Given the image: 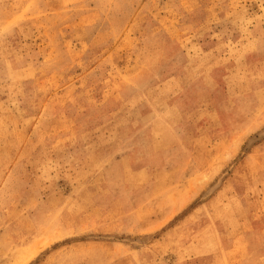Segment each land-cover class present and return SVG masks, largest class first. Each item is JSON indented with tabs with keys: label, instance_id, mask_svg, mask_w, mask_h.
I'll list each match as a JSON object with an SVG mask.
<instances>
[{
	"label": "rangeland",
	"instance_id": "1",
	"mask_svg": "<svg viewBox=\"0 0 264 264\" xmlns=\"http://www.w3.org/2000/svg\"><path fill=\"white\" fill-rule=\"evenodd\" d=\"M0 264H264V0H0Z\"/></svg>",
	"mask_w": 264,
	"mask_h": 264
}]
</instances>
